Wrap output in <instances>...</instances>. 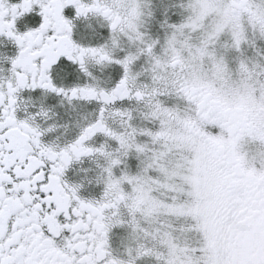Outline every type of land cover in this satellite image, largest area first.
I'll return each mask as SVG.
<instances>
[{"label":"snow or ice","instance_id":"snow-or-ice-1","mask_svg":"<svg viewBox=\"0 0 264 264\" xmlns=\"http://www.w3.org/2000/svg\"><path fill=\"white\" fill-rule=\"evenodd\" d=\"M0 264H264V0H0Z\"/></svg>","mask_w":264,"mask_h":264},{"label":"flooded vegetation","instance_id":"flooded-vegetation-1","mask_svg":"<svg viewBox=\"0 0 264 264\" xmlns=\"http://www.w3.org/2000/svg\"><path fill=\"white\" fill-rule=\"evenodd\" d=\"M175 18V17H174ZM45 104L47 105H55L57 104L58 102L52 98H48L47 100L44 101ZM58 116L56 117L57 121L61 122V123H64V122H68L71 117L65 112L64 109H58ZM70 177L72 175V173L70 172L69 173Z\"/></svg>","mask_w":264,"mask_h":264},{"label":"rangeland","instance_id":"rangeland-1","mask_svg":"<svg viewBox=\"0 0 264 264\" xmlns=\"http://www.w3.org/2000/svg\"><path fill=\"white\" fill-rule=\"evenodd\" d=\"M249 54H251V52Z\"/></svg>","mask_w":264,"mask_h":264}]
</instances>
